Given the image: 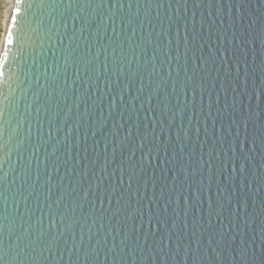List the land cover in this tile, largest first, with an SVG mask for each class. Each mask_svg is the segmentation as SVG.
<instances>
[{"label": "water", "instance_id": "1", "mask_svg": "<svg viewBox=\"0 0 264 264\" xmlns=\"http://www.w3.org/2000/svg\"><path fill=\"white\" fill-rule=\"evenodd\" d=\"M9 28L0 264H264V0H14Z\"/></svg>", "mask_w": 264, "mask_h": 264}, {"label": "rangeland", "instance_id": "2", "mask_svg": "<svg viewBox=\"0 0 264 264\" xmlns=\"http://www.w3.org/2000/svg\"><path fill=\"white\" fill-rule=\"evenodd\" d=\"M9 5V0H0V45L2 42L3 38V33H4V24H3V19L6 14V9Z\"/></svg>", "mask_w": 264, "mask_h": 264}, {"label": "bare ground", "instance_id": "3", "mask_svg": "<svg viewBox=\"0 0 264 264\" xmlns=\"http://www.w3.org/2000/svg\"><path fill=\"white\" fill-rule=\"evenodd\" d=\"M13 2H14V0H9V5L7 4L8 7L6 9V14H5V17L3 19L4 33H3V38H2L1 45H0V54H1V51H2V45H3L5 33H6V30H7L8 25H9L10 16H11V9L13 7Z\"/></svg>", "mask_w": 264, "mask_h": 264}, {"label": "snow or ice", "instance_id": "4", "mask_svg": "<svg viewBox=\"0 0 264 264\" xmlns=\"http://www.w3.org/2000/svg\"><path fill=\"white\" fill-rule=\"evenodd\" d=\"M14 19L15 18L13 17V20ZM4 43L5 44H12L13 43L11 28H9L7 30V34H6L5 38H4Z\"/></svg>", "mask_w": 264, "mask_h": 264}]
</instances>
